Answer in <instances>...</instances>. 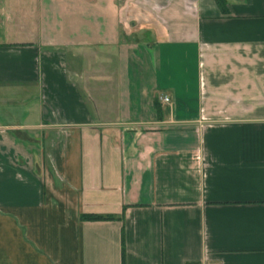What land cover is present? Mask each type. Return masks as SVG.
Returning a JSON list of instances; mask_svg holds the SVG:
<instances>
[{
	"label": "crops",
	"instance_id": "crops-1",
	"mask_svg": "<svg viewBox=\"0 0 264 264\" xmlns=\"http://www.w3.org/2000/svg\"><path fill=\"white\" fill-rule=\"evenodd\" d=\"M190 262L264 264V0H0V264Z\"/></svg>",
	"mask_w": 264,
	"mask_h": 264
},
{
	"label": "trees",
	"instance_id": "trees-1",
	"mask_svg": "<svg viewBox=\"0 0 264 264\" xmlns=\"http://www.w3.org/2000/svg\"><path fill=\"white\" fill-rule=\"evenodd\" d=\"M216 2H220V0H216ZM83 220H102V219H110L113 218L112 215H99V214H84L80 216Z\"/></svg>",
	"mask_w": 264,
	"mask_h": 264
},
{
	"label": "built area",
	"instance_id": "built-area-1",
	"mask_svg": "<svg viewBox=\"0 0 264 264\" xmlns=\"http://www.w3.org/2000/svg\"><path fill=\"white\" fill-rule=\"evenodd\" d=\"M169 99L167 96H163L162 97V101L163 102H167ZM187 264H205V263H199V262H190V263H187Z\"/></svg>",
	"mask_w": 264,
	"mask_h": 264
}]
</instances>
